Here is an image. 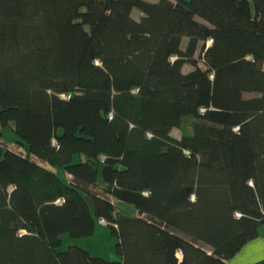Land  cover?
<instances>
[{"label": "trees", "instance_id": "16d2710c", "mask_svg": "<svg viewBox=\"0 0 264 264\" xmlns=\"http://www.w3.org/2000/svg\"><path fill=\"white\" fill-rule=\"evenodd\" d=\"M5 127L70 177L0 148V264H226L264 225V0H0ZM98 219L121 260L60 249Z\"/></svg>", "mask_w": 264, "mask_h": 264}, {"label": "rangeland", "instance_id": "374dc122", "mask_svg": "<svg viewBox=\"0 0 264 264\" xmlns=\"http://www.w3.org/2000/svg\"><path fill=\"white\" fill-rule=\"evenodd\" d=\"M134 15H141L140 11L136 10ZM212 42V39H209L207 42V46H209ZM188 43V39H184L183 46L186 47ZM203 43L200 44L198 52L196 56L199 58L200 65L204 66L203 63V54H204ZM194 68V65L191 63H186L184 65L185 71H190ZM191 121H189L184 128H174L172 130V134L177 137H181L184 131L191 130ZM0 148L2 150H6L8 148L14 149L26 156H30L31 158L39 161L36 157H34L27 146L21 143L20 139L14 132L11 127L0 128ZM76 161L81 160V155L77 154L75 156ZM43 165L57 172V174L64 180L69 181V174L65 170L63 166H54L48 162L39 161ZM100 180H102V176H100ZM116 204L118 205L119 210L128 215H136L138 213L137 207L125 201L116 200ZM119 241L118 237L112 234L110 226L107 224L106 220L98 219L96 223L95 233L91 236L87 237H78L74 238L70 236L68 233L63 235V245L60 247L61 250L67 249L70 244H78L85 248H87L94 255H100L107 259L111 260H121L122 256L117 251V242Z\"/></svg>", "mask_w": 264, "mask_h": 264}, {"label": "crops", "instance_id": "0c3cea01", "mask_svg": "<svg viewBox=\"0 0 264 264\" xmlns=\"http://www.w3.org/2000/svg\"><path fill=\"white\" fill-rule=\"evenodd\" d=\"M158 1V0H150ZM139 9L135 8L133 13ZM141 15L142 12L140 11ZM141 15H135L140 17ZM185 39H188L185 37ZM226 264H264V225L260 227V234L253 240H250L232 259Z\"/></svg>", "mask_w": 264, "mask_h": 264}]
</instances>
